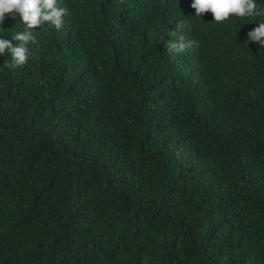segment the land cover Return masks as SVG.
I'll return each instance as SVG.
<instances>
[{
    "label": "trees",
    "instance_id": "1",
    "mask_svg": "<svg viewBox=\"0 0 264 264\" xmlns=\"http://www.w3.org/2000/svg\"><path fill=\"white\" fill-rule=\"evenodd\" d=\"M191 3L57 0L0 55V264H264V16Z\"/></svg>",
    "mask_w": 264,
    "mask_h": 264
},
{
    "label": "clouds",
    "instance_id": "2",
    "mask_svg": "<svg viewBox=\"0 0 264 264\" xmlns=\"http://www.w3.org/2000/svg\"><path fill=\"white\" fill-rule=\"evenodd\" d=\"M195 10V16L211 13L214 22H223L233 16L236 18L264 16V9L258 7L256 0H192L190 5ZM19 20L26 26L24 31L16 33L12 40L18 41V46H13L9 39L0 38V55L6 51L11 53V63L5 61L10 68L23 66L29 58V43H37L30 29L37 28L48 22L57 31L61 30L65 23V16L69 15L66 7L57 6V0H0V24L6 18ZM185 27L184 22H177L175 29L170 32L176 36L177 32ZM247 41L259 44L264 48V22L247 33ZM197 42L179 35L175 40L165 43L167 52L180 54L188 49L196 47Z\"/></svg>",
    "mask_w": 264,
    "mask_h": 264
}]
</instances>
